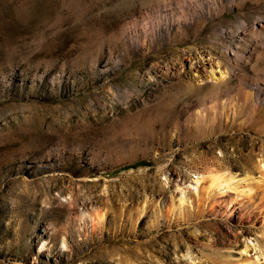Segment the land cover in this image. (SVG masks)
Returning <instances> with one entry per match:
<instances>
[{
  "label": "rangeland",
  "instance_id": "374dc122",
  "mask_svg": "<svg viewBox=\"0 0 264 264\" xmlns=\"http://www.w3.org/2000/svg\"><path fill=\"white\" fill-rule=\"evenodd\" d=\"M161 1L0 0V264L262 261L264 111L215 81L263 77L264 0L145 31Z\"/></svg>",
  "mask_w": 264,
  "mask_h": 264
},
{
  "label": "bare ground",
  "instance_id": "6f19581e",
  "mask_svg": "<svg viewBox=\"0 0 264 264\" xmlns=\"http://www.w3.org/2000/svg\"><path fill=\"white\" fill-rule=\"evenodd\" d=\"M229 2L235 3V0H230ZM218 4H220V0H162L155 7L151 8V9H146L143 12V15L142 16L140 15L141 18L138 20V22H141L142 26L146 29L145 31H148V32H152V33L156 32V30L159 28V26H163L162 28H164L166 31H168L170 26H173L174 24H177L178 22L186 21L187 19L190 18V16L193 13H196L199 16L205 12L207 14L208 13L210 14V10H214V11L219 10L220 7ZM257 16L262 17V14L258 13ZM135 24H137V22L134 23V25ZM246 24H247L246 20L244 18H241L239 23H238V27H243ZM148 32H145V33L148 34ZM252 33L255 36H257L258 38H261V36L264 35V28L254 30V31H252ZM246 40H247L246 36L238 37V40H236V43H235L236 49H233L234 54H238V52L240 51L241 45L245 44ZM258 46H260V45L258 44ZM256 51H257V56H256L254 62L257 63V65H258V63L264 62V46H261L259 49H256ZM239 54H240V52H239ZM254 65H256V64H254ZM229 70H230V72L227 71V69H225L224 74H222L224 76V77L222 76L223 79H220L218 77L219 80L215 81L216 85L214 84L218 89L217 91H221L224 94V96L226 95L225 96L226 97L225 103L227 104L228 107H230L228 109H230L231 111L233 109V111H235V113L238 115L242 112H246V113H251L252 115L254 114V116L257 114H260V112L264 111V75H263V77L257 76V75H255L253 77L251 76L250 81L248 83H246L243 80V78L239 77V75H241V74L234 72L233 70L231 71V69H229ZM241 73H242V69H241ZM232 76L236 77L235 82H232L234 80V78L231 81ZM220 77H221V74H220ZM173 84H174V86H177L179 89H181L182 90L181 92H183L182 94H184L187 98H188V96H190V91H191V83L190 82L184 83L182 81V79H179L176 83H173ZM235 95H237V102H234V99H233L235 97ZM235 100H236V98H235ZM245 135H247V134H245ZM177 137H178V135H177ZM242 137H244V136H242ZM261 171L262 172L260 175V177H261L260 181H262L264 183V170H261ZM208 178H209V184H207V185H208L209 189H211L212 187L217 188V189L223 188V187L235 188V186H236L235 184H233L234 185L233 186L232 182H231L233 176L232 175L225 176V172L216 173V172L209 171ZM202 180H205L204 175L200 176V177H198V175H197L195 181L196 182H200V181L202 182ZM206 181H207V179H206ZM196 186L197 185H195L194 187L196 188ZM189 199H190L189 189L182 187L179 190V197L177 199V201H178L177 208H179V206L183 202H188ZM171 205H173L172 202H171ZM173 209H174L173 207L169 208L168 212H172ZM101 216H100V218H101ZM115 241L121 242L120 239L115 240ZM114 243H116V242H114ZM253 245H255V244H253ZM123 248L125 249V247H123ZM260 255L262 258L261 262H257V259L255 260V259H252L249 257H244L239 262L237 261L238 263H236V264H264V251L262 253H260Z\"/></svg>",
  "mask_w": 264,
  "mask_h": 264
}]
</instances>
